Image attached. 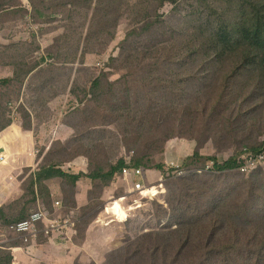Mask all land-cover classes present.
<instances>
[{
    "label": "trees",
    "instance_id": "1",
    "mask_svg": "<svg viewBox=\"0 0 264 264\" xmlns=\"http://www.w3.org/2000/svg\"><path fill=\"white\" fill-rule=\"evenodd\" d=\"M46 1L48 0H0V14L12 12L26 17L30 9H33L36 18H45L47 14L42 11L41 6ZM67 1L69 5L77 7L72 12L84 24L79 20L73 22L80 31L76 45L64 47V34L48 42L47 57L53 59L55 55L57 60L53 64V60L46 58L49 67L84 62L88 58L85 53L90 44L101 45L99 50H94L101 53V56L109 51L113 52L117 46L121 47L118 30L121 21L127 16L134 22L129 33H150L153 37L148 38L150 47L139 50L138 53L124 50L121 57H110L107 67L112 70V78L117 72L129 70L118 79L111 80L106 69L100 70L97 75L92 72V80L78 89L77 93L72 88L73 84L68 82L70 87L66 86L64 91L69 90V93L54 99L51 105L48 104L54 114L57 110L62 112L56 116L53 114L50 123L55 120L60 122L59 125L67 124L70 100L78 98L80 103L94 101L103 115L110 112L136 121L137 128L139 126L143 129L140 131L141 135L148 129L159 128L163 131L164 122L173 114L176 99L181 102V93L196 86L204 90L194 98L189 111L195 112L205 121L215 113H220L215 119L220 122L214 132V140L221 139L225 133L232 139L242 140L240 152L223 162L213 156H202L199 147L190 151V155L183 160L182 169L186 175L182 177H177V170L169 162L153 164L149 160L151 155L136 157L131 165L143 168L146 182L154 191L163 189L172 178L177 179L179 189L176 197L179 198L167 208L164 203L153 200L159 210V219L163 220L161 227L144 231L139 239L130 238V242L120 249L124 258L130 264H264V179L253 176L261 171L260 168L250 173L239 169L242 164L239 156L243 149L256 153L264 146V0ZM68 4L61 0L56 4L55 13L60 10L58 7H67ZM168 5L173 8L169 12H163ZM201 5L215 20L211 33L202 35L200 43L193 38L194 32L189 33L186 24L203 10ZM212 5L220 8L216 9ZM184 7L190 12L182 16L183 25L176 24V17ZM83 41V53L80 54ZM54 47L57 49L53 50ZM201 52L204 59L200 57ZM20 63L29 69L25 72L26 76L34 74L38 67L30 66V62L22 59L13 63L20 69L19 72H24ZM37 65L42 64L38 62ZM208 65L212 67L211 72L206 70ZM101 67L104 66H95ZM40 71L41 69L37 73ZM134 73L142 79L135 81ZM10 82L11 78L2 79L0 89ZM140 84H146L145 90L140 88ZM70 92L72 95L76 93V98H71ZM147 97L149 104L145 105ZM1 100L0 98V102ZM65 101H68L67 107H61L60 104L64 105ZM182 108L186 110L183 103ZM26 111L25 122L28 120L30 124L31 113ZM131 112H135V116L130 115ZM8 113L6 107L0 114V130L14 122ZM241 119H254L250 126L261 137L255 144L245 140L243 134L231 125ZM159 140L160 137L156 138L154 143L158 144ZM164 140L167 148L168 142L173 138L164 137ZM166 148L161 153L164 154ZM210 161L214 162L211 171H204L202 175L194 173V170L203 169ZM127 163V157L124 156L112 161L107 169L99 166L96 172L88 174L85 171L67 172L62 166L54 164H42L31 181L29 193L32 197L28 201L37 205L36 209L44 208L52 216L56 215V204L50 208L45 202L52 197L46 182L53 179L76 185L81 178L88 176L102 183L115 184L120 181L128 188L131 180L123 177V169ZM236 173L242 176L236 186L226 188L221 182L219 185L224 186L214 192L201 181L206 177L220 181L221 177ZM199 177L201 179H197ZM32 211H25L15 218L0 212V231H9L12 224L26 220ZM248 212L253 214L251 219H248ZM156 236V243L145 245V240ZM40 244L49 248L48 237L42 235ZM14 257L9 255V261L14 260ZM2 260L3 257L0 258V264Z\"/></svg>",
    "mask_w": 264,
    "mask_h": 264
},
{
    "label": "rangeland",
    "instance_id": "2",
    "mask_svg": "<svg viewBox=\"0 0 264 264\" xmlns=\"http://www.w3.org/2000/svg\"><path fill=\"white\" fill-rule=\"evenodd\" d=\"M64 1L68 4L67 0ZM60 2L61 0H48L41 6L42 11L47 14L45 18H36L33 9H30L26 17L12 12L0 14V81L11 78V82L0 89L2 99L0 114L7 107L8 116L18 119L0 130V156H4L0 159V212L7 217L15 218L25 211L38 210L37 205L28 201L32 197L29 188L42 164L47 166L54 164L62 166L67 172L85 171L88 174L96 172L99 166L107 169L112 161L124 156L127 157L128 163H132L138 156L151 155L149 158L151 163L170 161L177 170V166L181 167L183 160L190 155L189 152L198 147L202 156L216 157L219 162L240 152L242 140L232 139L226 133L221 139L214 140L216 135L214 132L220 122L215 119L220 113H215L205 121L195 112L189 111L194 98L204 90L202 87L193 86L181 93L180 99L186 105V110L176 99L173 114L164 122L163 131L159 128L148 129L143 135L140 133L143 129L139 126L137 128L136 121L110 112L103 115L92 100L80 103L76 93L78 89L89 84L92 72L97 75L100 70L106 69L111 80L118 79L129 70L115 73L113 79L112 70L107 67L110 57H121L124 50L138 53L139 50L150 47L148 38L153 36L150 33L133 34V31L129 33L134 22L127 16L121 21L118 30V42L122 44L121 47L117 46L113 52L109 51L101 56V53L94 51L99 50L98 47L101 45L90 44L85 53V57L88 58L84 62L49 67L47 60H53V64H56L57 60L55 55L53 59L47 57L48 42L64 34L65 40L62 41L64 47L76 45L80 31L73 22L79 20L84 24L72 12L77 9L76 6L68 4L67 7H58L60 10L55 13L56 4ZM212 6L220 8L217 5ZM201 7L203 10L199 15L194 16L186 24L189 33L194 32L193 38L200 43L202 35L211 33L215 20L203 5ZM172 8V5H168L163 12H169ZM189 12L188 8H182L176 17V24L183 25L182 16ZM42 30H45V33H42ZM83 48L84 41L80 54L83 53ZM55 49L57 48L54 47L53 50ZM203 56L201 52V59H204ZM22 59L30 62V66H38L34 74L26 76L29 69L21 63L20 68L24 72H19L20 69L15 67L13 63ZM38 62L42 65H37ZM98 63L104 67L95 68L94 64ZM39 69L41 71L37 73ZM206 70L211 72V65H208ZM133 79L139 81L142 78L134 73ZM68 82L73 84L72 88L76 92L73 95L70 92L71 98L76 99L70 100L71 109L68 110L70 113L67 115V124L59 125L60 122L55 120L50 123L54 112L48 104L51 105L54 99L69 93V90L64 91L66 86L70 87ZM146 87V84H140L142 90ZM45 95L47 97H44ZM68 101L63 102L64 105L59 104L61 107L65 105L67 107ZM146 104H149L148 97ZM26 110L31 113L30 124L28 120L25 122ZM57 114L62 112L57 110L54 116ZM130 115L135 116V112H131ZM253 122L254 119H241L231 125L243 134L245 140L255 144L261 137L255 128L250 126ZM169 136L173 140L168 142L166 148L164 137L169 139ZM158 137L161 140L158 144L154 143ZM163 148H166L164 154L161 153ZM170 150L178 159H168L171 156ZM260 170L253 176L264 179V166ZM204 171L205 167L194 170V173L204 174ZM185 175L186 172L183 176ZM241 177L236 173L221 177L220 181L209 177L204 180L200 177L197 179H201L203 185L214 192L224 186L219 185L221 182L226 188L236 186ZM176 180L172 178L159 191H154L153 188L152 193H133L132 181L127 190L128 188L120 181L115 184L102 183L88 176L81 178L76 185L61 179L49 180L46 185L52 197L45 202L50 208L56 204L55 211L58 213L54 215L55 217L74 216L77 222L74 240L67 244L65 249L60 247L62 243L58 242V247L55 246L53 250L45 244L27 250L26 243L20 239H13L8 230H3L0 231V258L3 257L1 264H130L120 249L130 242V238L139 239L144 231L161 227L163 220L160 221L159 210L153 200L157 199L164 203L166 208L177 202L179 183ZM151 184H154L153 180ZM252 217V212H248V219ZM164 220L166 221V218ZM156 240L157 236L147 239L145 245L151 246ZM9 255H14L15 259L9 261Z\"/></svg>",
    "mask_w": 264,
    "mask_h": 264
},
{
    "label": "built area",
    "instance_id": "3",
    "mask_svg": "<svg viewBox=\"0 0 264 264\" xmlns=\"http://www.w3.org/2000/svg\"><path fill=\"white\" fill-rule=\"evenodd\" d=\"M101 63L94 66H101ZM16 122L18 119L12 116ZM4 156H0L3 159ZM242 161L239 169L242 172L250 173L258 168L264 166V146L259 152H253L248 149H244L240 155ZM214 162L210 161L205 166V171H211L213 169ZM185 174L182 166H177V176H183ZM123 177L132 181L134 192H153V187L148 185L144 175L142 167L136 168L127 163V166L123 169ZM59 206V205H58ZM77 222L73 215L61 217L52 216L44 208H39L37 211L31 213V215L24 221L14 223L10 226L9 232L13 235V239H20L26 243L27 250H30L36 246H39V241L42 235L48 237L49 243L53 247H58L57 243H62L61 246H66L72 243L76 236ZM60 246V247H61ZM36 250V248H35Z\"/></svg>",
    "mask_w": 264,
    "mask_h": 264
},
{
    "label": "crops",
    "instance_id": "4",
    "mask_svg": "<svg viewBox=\"0 0 264 264\" xmlns=\"http://www.w3.org/2000/svg\"><path fill=\"white\" fill-rule=\"evenodd\" d=\"M4 140V139H3ZM3 142V141H2ZM176 146V145H175ZM169 154H171V156H169L168 157V159L170 160V159H173V160H176V159H178L177 157H176V155L173 153V151L172 150H170V153ZM170 162V161H169ZM50 245H49V248H51L52 250L54 249V247L52 246V244L51 243H49ZM63 249H65V248H63Z\"/></svg>",
    "mask_w": 264,
    "mask_h": 264
},
{
    "label": "clouds",
    "instance_id": "5",
    "mask_svg": "<svg viewBox=\"0 0 264 264\" xmlns=\"http://www.w3.org/2000/svg\"><path fill=\"white\" fill-rule=\"evenodd\" d=\"M244 150V149H243ZM242 153V152H241ZM241 155V154H240ZM240 157V156H239ZM170 163V162H169ZM171 164V163H170ZM182 177V176H181Z\"/></svg>",
    "mask_w": 264,
    "mask_h": 264
}]
</instances>
